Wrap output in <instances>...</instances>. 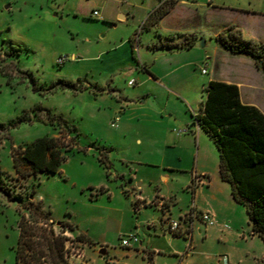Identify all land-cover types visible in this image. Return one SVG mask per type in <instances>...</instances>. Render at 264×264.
Listing matches in <instances>:
<instances>
[{
    "label": "rangeland",
    "instance_id": "374dc122",
    "mask_svg": "<svg viewBox=\"0 0 264 264\" xmlns=\"http://www.w3.org/2000/svg\"><path fill=\"white\" fill-rule=\"evenodd\" d=\"M158 1L163 0H0V48L9 54L6 57L0 51V123L8 130L0 143V264L15 263L22 216L36 221L33 226L37 228H50L49 222L31 215L26 207L30 201L48 212L55 224L65 223L75 234L87 233L95 245L106 243L109 248L128 251L120 245L121 237L128 234L118 235L115 225L120 223L121 229H127L136 220V214L127 209L133 196L122 193L126 183L136 190L137 182H129L125 163L138 153L130 148L136 129L123 134L110 123L121 117L128 100L135 96V80L131 78V87L117 75L130 58V52L127 56L126 49L118 45L127 39L128 32L137 34V39L148 37L139 28ZM211 1L216 5H247L248 0ZM145 9L147 14H143ZM93 11L99 13L100 20L92 18ZM121 14L127 20H119ZM127 47L130 50L129 44ZM135 56L138 59L137 53ZM59 59L63 63H58ZM114 78L115 87L111 84ZM62 82L78 88H66ZM95 83L103 90L93 88ZM112 103L117 110L108 106ZM46 113L62 117L75 129L70 128L67 136L57 120L50 125L38 119ZM55 132L64 145L71 146L61 174L19 179L12 168L11 149ZM140 149L142 155L156 154ZM152 161L156 162V157ZM154 166L143 167V195L162 194L167 188L172 195L186 194L181 183L190 170L167 171L173 180L165 186ZM146 172L152 175L151 182ZM81 187L86 189L82 192ZM107 209L118 210V215H109ZM147 211L154 212L152 208ZM53 232L59 235L62 231L54 225ZM66 232L67 260L75 264L78 243ZM143 233H137L138 238ZM178 241L182 245L179 256L185 255L186 241ZM161 255L175 262L179 258L169 251Z\"/></svg>",
    "mask_w": 264,
    "mask_h": 264
},
{
    "label": "crops",
    "instance_id": "0c3cea01",
    "mask_svg": "<svg viewBox=\"0 0 264 264\" xmlns=\"http://www.w3.org/2000/svg\"><path fill=\"white\" fill-rule=\"evenodd\" d=\"M160 5L171 7L156 20L154 11ZM147 12L148 9L143 10V14ZM118 19L127 20V17L121 14ZM229 26L239 30L244 40L264 45V0H248L247 5H216L211 0L158 1L139 28L140 33L144 30L148 33L146 41L128 32V42L124 39L118 45L126 49L127 56L130 52V58L127 57L122 73L117 75L123 81L128 80V85L135 80V96L128 100L116 126L111 127L110 123V127L123 134L135 128L130 148L138 153L133 161L125 162L130 172L129 182H137L136 190L127 183L122 190L126 196H133L127 209L136 214V220L127 229H121L120 223L115 227L120 236L144 233L139 237L140 243L132 248L134 252L131 249L122 252L109 248L106 243L95 245L96 241L87 233L67 231L66 235L78 243L75 264H150L149 260L151 264H264V243L252 233L245 210L234 201L229 184L221 180L213 142L193 124V116L205 100L204 91L210 81L236 86L241 104L256 108L264 116V71L253 58L231 54L217 41ZM191 36L195 37L192 47L176 48ZM205 66L207 73L203 75L201 70ZM115 83L116 78L111 81L113 87ZM93 86L102 89L98 83ZM112 105L108 106L117 110L118 106ZM51 136L56 137V132ZM140 148L156 154L142 155ZM154 157L156 162L152 161ZM153 164L165 186L173 180L170 173L190 170L181 183L186 194L172 195L167 188L162 194L143 195L146 178L142 177L143 167H153ZM145 176L149 182L153 180L148 172ZM88 188L94 189L93 185ZM150 208L153 213L147 211ZM191 208L190 239L170 234L168 221H179L187 228V221L183 223L181 218ZM107 212L118 215L115 209ZM202 212L211 214L216 223L206 227L199 216ZM132 227L135 229L130 232ZM178 239L186 241L185 255L179 256L178 248L182 245ZM166 251L179 257L178 261H170L172 258L168 256L169 262L162 258L166 255L161 253Z\"/></svg>",
    "mask_w": 264,
    "mask_h": 264
},
{
    "label": "trees",
    "instance_id": "16d2710c",
    "mask_svg": "<svg viewBox=\"0 0 264 264\" xmlns=\"http://www.w3.org/2000/svg\"><path fill=\"white\" fill-rule=\"evenodd\" d=\"M170 7L160 5L154 11L156 20L163 17ZM194 41L195 37L191 36L189 41L176 48H190ZM217 41L231 54L253 58L264 71V45L244 40L233 26L220 33ZM2 53L9 56L4 51ZM62 86L72 90L78 88L67 82H62ZM204 92L205 100L198 114L193 116V124L213 142L221 180L229 184L234 201L245 210L252 233L264 243V116L256 108L241 104L234 85L210 81ZM38 119L50 125L57 120L64 125L68 136L71 127L62 117L46 113L44 118ZM7 131L0 123V143L7 137ZM70 150L71 146L64 145L60 137L38 138L11 149L12 168L19 179L36 178L39 174H61L60 167L66 161L65 153ZM26 207L31 215L49 222L50 228H37L33 226L36 221L22 216L14 264H70L66 252L68 238L64 233L71 227L65 223L55 224L49 213L43 212L33 201L27 202ZM54 225L61 229V234H54ZM149 262L151 264V260Z\"/></svg>",
    "mask_w": 264,
    "mask_h": 264
},
{
    "label": "built area",
    "instance_id": "2783aa9c",
    "mask_svg": "<svg viewBox=\"0 0 264 264\" xmlns=\"http://www.w3.org/2000/svg\"><path fill=\"white\" fill-rule=\"evenodd\" d=\"M92 17L94 19H101L97 11L92 12ZM63 61H64L63 59H59L58 63H63ZM201 73L203 75L207 73L206 67L202 68ZM132 84H133L132 82L129 83V85H132ZM118 120H119V117H116L111 122V127H115ZM199 216H200L201 221L204 223L206 227H211L216 223L213 216L209 214L208 212H202L199 214ZM192 217H193V212L191 208L189 213H187L181 218L183 223H186L187 221V225H188L187 228H184L183 224H181V222L179 221H168V232L174 236H183L189 240L191 237L189 229L192 228V223L190 222ZM224 228L228 229V226L224 225ZM139 243H140V240L138 238V235L135 233H130L128 235H125L121 237L120 239V245L124 249H132L134 248V246H136ZM223 260L226 261L227 258L223 257Z\"/></svg>",
    "mask_w": 264,
    "mask_h": 264
},
{
    "label": "water",
    "instance_id": "95a60500",
    "mask_svg": "<svg viewBox=\"0 0 264 264\" xmlns=\"http://www.w3.org/2000/svg\"><path fill=\"white\" fill-rule=\"evenodd\" d=\"M201 46H203V41L201 42Z\"/></svg>",
    "mask_w": 264,
    "mask_h": 264
}]
</instances>
